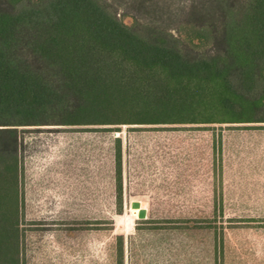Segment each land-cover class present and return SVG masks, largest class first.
I'll return each instance as SVG.
<instances>
[{"label": "trees", "instance_id": "trees-1", "mask_svg": "<svg viewBox=\"0 0 264 264\" xmlns=\"http://www.w3.org/2000/svg\"><path fill=\"white\" fill-rule=\"evenodd\" d=\"M252 122H264V0H0V264H21L25 127Z\"/></svg>", "mask_w": 264, "mask_h": 264}, {"label": "rangeland", "instance_id": "rangeland-1", "mask_svg": "<svg viewBox=\"0 0 264 264\" xmlns=\"http://www.w3.org/2000/svg\"><path fill=\"white\" fill-rule=\"evenodd\" d=\"M20 135L21 264H117L119 235L123 264H264V122L40 125Z\"/></svg>", "mask_w": 264, "mask_h": 264}, {"label": "water", "instance_id": "water-1", "mask_svg": "<svg viewBox=\"0 0 264 264\" xmlns=\"http://www.w3.org/2000/svg\"><path fill=\"white\" fill-rule=\"evenodd\" d=\"M133 208H138L139 209V214L138 215H139L140 218H145L146 217V208H143L139 201L133 202Z\"/></svg>", "mask_w": 264, "mask_h": 264}]
</instances>
